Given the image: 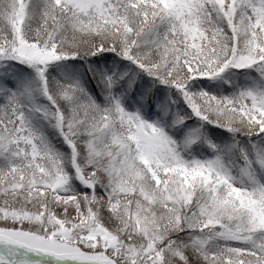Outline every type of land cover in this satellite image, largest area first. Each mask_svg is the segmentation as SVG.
<instances>
[{
	"label": "snow or ice",
	"instance_id": "1",
	"mask_svg": "<svg viewBox=\"0 0 264 264\" xmlns=\"http://www.w3.org/2000/svg\"><path fill=\"white\" fill-rule=\"evenodd\" d=\"M0 264H264V0H0Z\"/></svg>",
	"mask_w": 264,
	"mask_h": 264
}]
</instances>
